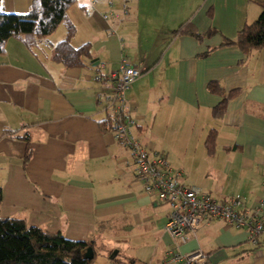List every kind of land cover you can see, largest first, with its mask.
<instances>
[{"label":"crops","instance_id":"crops-1","mask_svg":"<svg viewBox=\"0 0 264 264\" xmlns=\"http://www.w3.org/2000/svg\"><path fill=\"white\" fill-rule=\"evenodd\" d=\"M33 1L3 0L2 13L25 15ZM260 15L251 0H77L68 13L76 29L72 46L90 45L92 58L75 71L52 60L66 29L32 51L9 39L0 57L1 218L73 242L94 241L97 251L100 223L108 234L152 237L149 263L130 257L129 264H165L172 252H201L207 264H264V244L253 246L246 231L224 222H204L185 245L173 241L165 232L169 208L145 194L130 152L101 129L106 114L97 106L99 96L111 94L106 80L123 62L139 69L142 77L126 93L138 139L183 172L185 186L258 208L264 199V50L245 56L222 45ZM187 22L199 35L213 29L218 35L202 42L175 35ZM210 84L223 95L211 94ZM231 94L224 116L214 120L213 111ZM157 126L181 135L191 157L173 156ZM213 130L210 156L206 141Z\"/></svg>","mask_w":264,"mask_h":264},{"label":"trees","instance_id":"trees-1","mask_svg":"<svg viewBox=\"0 0 264 264\" xmlns=\"http://www.w3.org/2000/svg\"><path fill=\"white\" fill-rule=\"evenodd\" d=\"M0 0V57L6 54L9 39L20 41L29 51L46 45L48 39L61 27H65L67 35L64 41L52 48V60L55 64L67 70L85 69L91 60V46L85 45L79 49L72 46L76 29L68 17L77 0H34L29 13L21 16H6L2 13ZM257 6L261 15L252 25L244 27L235 40H225L222 47L237 48L243 55L250 56L264 50V0H251ZM211 16V14H210ZM175 35L187 36L199 42L213 39L218 32L210 30L206 35H199L190 22L183 24ZM211 94L223 95L218 84H210ZM223 98L220 105L213 111V119L220 120L226 111L227 103L234 98ZM28 143L27 139H23ZM216 132H210L206 141V149L210 156L215 152ZM32 158V149L28 146L24 167ZM3 200L0 188V208ZM107 230L105 223L98 226L97 235H104ZM97 256L96 242H73L62 235H52L41 229L31 228L25 221L4 220L0 215V264H93L87 260V253ZM114 264H128L118 259ZM138 264V263H133Z\"/></svg>","mask_w":264,"mask_h":264},{"label":"built area","instance_id":"built-area-1","mask_svg":"<svg viewBox=\"0 0 264 264\" xmlns=\"http://www.w3.org/2000/svg\"><path fill=\"white\" fill-rule=\"evenodd\" d=\"M143 73L123 62L117 75L97 82L108 83L111 94L97 98V106L106 114L101 129L113 134L132 157L138 180L149 197L169 208L165 226L166 234L179 244L185 245L201 225L214 221L224 222L236 230L248 233L253 246L264 244V199L260 206L249 209L236 199L216 200L199 189L184 185V173L171 167L164 155L150 152L137 137L138 123L132 117L126 93L142 77ZM165 264H207L201 252L187 256L168 253Z\"/></svg>","mask_w":264,"mask_h":264},{"label":"rangeland","instance_id":"rangeland-1","mask_svg":"<svg viewBox=\"0 0 264 264\" xmlns=\"http://www.w3.org/2000/svg\"><path fill=\"white\" fill-rule=\"evenodd\" d=\"M253 6L255 8L257 7L254 4ZM63 30H65V28L61 27V34H65L63 33ZM59 36L61 35H59L58 33L57 38H59ZM62 39H64L63 36ZM154 132L160 138V140L170 148V153H172L173 156L182 159H188L191 157L192 152L189 150L190 146L182 140L181 135H176L171 130L168 131L165 126H157ZM120 229L122 230L123 228ZM136 236V232L126 235L123 234V232L119 234L118 230H116L115 232L113 230L109 234L106 233L102 235L101 240L98 242L99 249L97 253H99L94 259L93 264H114L112 258L114 257L116 252L120 253V255H117L116 259L122 262L129 264L131 262V260L129 259L130 257H141L142 261H145V263H149V261L144 260V258L150 259V257L146 256L147 253H149V255L151 256L153 255V252L149 251L154 246L153 239L152 237L137 238ZM141 244H143L144 247H139Z\"/></svg>","mask_w":264,"mask_h":264},{"label":"water","instance_id":"water-1","mask_svg":"<svg viewBox=\"0 0 264 264\" xmlns=\"http://www.w3.org/2000/svg\"><path fill=\"white\" fill-rule=\"evenodd\" d=\"M117 255H118V253L116 252V254L112 258V260L116 259ZM86 259L89 260V261H92L94 259L93 252H90V254L87 255V258Z\"/></svg>","mask_w":264,"mask_h":264}]
</instances>
